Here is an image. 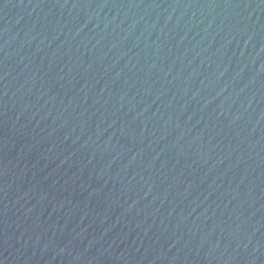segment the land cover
<instances>
[{
	"label": "water",
	"instance_id": "95a60500",
	"mask_svg": "<svg viewBox=\"0 0 264 264\" xmlns=\"http://www.w3.org/2000/svg\"><path fill=\"white\" fill-rule=\"evenodd\" d=\"M0 264H264V0H0Z\"/></svg>",
	"mask_w": 264,
	"mask_h": 264
}]
</instances>
